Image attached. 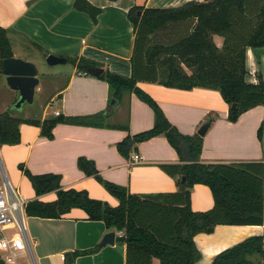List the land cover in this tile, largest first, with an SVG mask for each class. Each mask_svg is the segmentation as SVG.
Here are the masks:
<instances>
[{
  "label": "crops",
  "instance_id": "0c3cea01",
  "mask_svg": "<svg viewBox=\"0 0 264 264\" xmlns=\"http://www.w3.org/2000/svg\"><path fill=\"white\" fill-rule=\"evenodd\" d=\"M75 0H0V25L8 29L14 56L34 62L38 52L47 57L53 53L65 57L86 56L109 68L113 72L130 76L131 56L135 45L134 25L128 17L134 5L156 7V0H89L100 7L97 22L86 12L74 7ZM189 0H165L166 7L179 6ZM168 3V4H167ZM190 22L176 25L175 29L158 31L157 37L167 42L168 36L183 37L190 33ZM219 47L223 37L214 36ZM18 48V49H17ZM26 50L25 55L19 53ZM18 50V51H17ZM186 71L191 72L184 63ZM247 79L258 82L264 79V50L260 58L247 49ZM39 69V66L37 65ZM6 81V74L4 75ZM139 86L149 93L161 106L168 119L185 134L198 133L199 128L209 122L203 135L201 161L245 162L264 161V143L259 129L264 125V104L257 105L241 114L237 121L228 118L229 104L217 89L194 87L180 89L160 82L140 81ZM4 88V87H3ZM5 100L0 103V113L16 102L6 90ZM38 89V87H37ZM36 89V92H37ZM16 97V99H18ZM59 100L60 107L49 111L48 103ZM40 118L57 115L56 110L66 116H85L105 111L104 125H80L59 123L53 129V137L41 135V126L22 123L21 141L4 144L1 169L14 186L26 176L20 165L32 173L53 172L61 175L63 188L86 189L93 198L116 206L119 199L95 176L87 175L78 165L82 156L92 159L100 175L114 183L126 186L132 193L152 194L178 190L176 178L168 174L162 164L183 163L176 149L164 134L137 143L129 157L122 155L118 143L128 134H135L154 126L153 108L141 100L136 93H126L117 105L111 106L109 84L94 74L78 71L73 65L67 82L51 94ZM28 113L25 118H33ZM212 121H208V119ZM128 125L129 129L114 128L113 125ZM138 150H135V148ZM138 154L140 162L132 163L131 156ZM13 178L14 182L12 181ZM27 177V176H26ZM28 178V177H27ZM29 179V178H28ZM17 186V187H18ZM15 187L19 192V188ZM21 193V192H20ZM24 195L23 193H21ZM27 201L38 198L52 201L55 191L37 196L31 189ZM214 205L210 187L196 183L191 189V207L205 211ZM26 231L32 242L36 264H67L63 255L68 252L87 250L98 246L90 254H75L70 264H126L127 245L119 240L116 231L114 244L100 246L108 230L104 221L91 220L82 208L75 207L61 218H43L25 214ZM264 234V224H219L211 233H198L195 244L201 251L196 264H210L224 249L253 236ZM255 264L262 262L260 254L251 256ZM153 264H160L158 258Z\"/></svg>",
  "mask_w": 264,
  "mask_h": 264
},
{
  "label": "trees",
  "instance_id": "16d2710c",
  "mask_svg": "<svg viewBox=\"0 0 264 264\" xmlns=\"http://www.w3.org/2000/svg\"><path fill=\"white\" fill-rule=\"evenodd\" d=\"M74 7L89 14L95 22L102 11L89 0H75ZM128 17L135 30L132 73L126 76L106 68L99 77L108 82L112 100L121 101L126 93H136L153 108L155 123L150 129L128 134L118 143V149L129 157L137 143L164 134L183 162L161 165L176 178L178 190L132 193L126 186L105 180L95 162L82 156L78 159L79 167L103 182L119 199L118 205L93 198L86 189L63 188L58 173H32L20 165L37 196L52 191L57 194L52 201L29 200L25 212L28 216L61 218L75 207L82 208L89 219L104 221L108 230L124 231L118 239L127 245L126 264H153L154 258L160 264H196L202 256L194 241L196 234L211 233L219 224H264V161H201L203 136L181 132L139 82L158 81L180 89H217L229 104L231 121L264 104V79L260 74L258 82L249 81L246 65L249 47L264 50V0H189L170 7L134 5ZM182 21L192 25L188 35H169L167 42L157 37L158 31L175 29ZM215 35L223 37L221 47L215 42ZM13 55L8 29L0 25V74L5 75L3 60ZM67 58L79 72L89 75L94 67L104 65L86 56ZM233 104L236 106L232 107ZM14 110L0 113V145L19 143L22 123L39 125L41 135L52 138L59 123L102 126L105 118V111H100L85 116L60 113L40 120L17 116ZM111 127L129 129L127 124ZM258 134L264 143V125ZM196 183L210 187L214 198L211 209H192L191 189ZM97 248L77 250L73 255L90 254ZM255 254L261 255L260 264H264V234L250 236L224 249L210 264H255L251 260Z\"/></svg>",
  "mask_w": 264,
  "mask_h": 264
},
{
  "label": "built area",
  "instance_id": "2783aa9c",
  "mask_svg": "<svg viewBox=\"0 0 264 264\" xmlns=\"http://www.w3.org/2000/svg\"><path fill=\"white\" fill-rule=\"evenodd\" d=\"M57 115L60 114L56 110ZM132 163H138L142 157L131 156ZM0 262L3 264H36L32 242L26 231L25 208L27 199L9 181L3 169L0 173ZM13 230L10 234L9 231ZM119 236L124 231H118ZM24 257L28 258L23 262ZM66 259V255H63Z\"/></svg>",
  "mask_w": 264,
  "mask_h": 264
},
{
  "label": "rangeland",
  "instance_id": "374dc122",
  "mask_svg": "<svg viewBox=\"0 0 264 264\" xmlns=\"http://www.w3.org/2000/svg\"><path fill=\"white\" fill-rule=\"evenodd\" d=\"M158 4H156V7H166V5H163L165 0H156ZM168 4V3H167ZM18 49V48H17ZM18 51V50H17ZM26 50H20L19 53L24 54ZM33 56L35 59H37V65L39 66L38 69V76L40 78V84L38 86L37 92L35 94V100L33 103L25 102L21 106V109H17L14 107L15 102L12 104L6 105V107L14 108V114L17 116H26L28 113L33 118H40L47 101H49V97L54 92H57L60 87H62L67 82V77L69 76L70 71L73 70V64L71 62L67 63H59L51 65L47 62V57L41 56L38 52L34 53ZM6 90H11V88L7 80L5 81L4 75L0 74V103L2 100L4 101L6 96H8L5 93ZM11 92V98L13 100H16V96L14 91ZM60 107L59 100L55 99L53 102L48 103V109L49 111H53L56 107ZM61 113V112H60ZM53 115V114H52ZM1 146V145H0ZM2 147H0V161L2 160ZM0 173H1V162H0ZM1 175V174H0ZM14 182L13 178H11ZM24 181L20 184V186L17 185V183H14V187L19 188L20 192L23 193L26 198H28V192L33 189L32 183L30 179H28L26 176L23 179ZM13 230H10L9 233L11 234ZM23 262H27L28 258L24 257L22 259Z\"/></svg>",
  "mask_w": 264,
  "mask_h": 264
},
{
  "label": "water",
  "instance_id": "95a60500",
  "mask_svg": "<svg viewBox=\"0 0 264 264\" xmlns=\"http://www.w3.org/2000/svg\"><path fill=\"white\" fill-rule=\"evenodd\" d=\"M253 52L258 58H260L263 48L254 47L252 48ZM47 62L51 65L59 63H67L68 58L65 56H60L57 54L50 53L47 56ZM3 69L6 74V80L8 85L19 92V98L17 99L14 107L21 109V106L25 102L33 103L35 100L36 89L40 84V78L38 76L37 65L29 60L23 59L21 57L12 56L5 58L3 60ZM105 68L98 66L92 69V72L96 76H100L104 73ZM118 100L113 99L111 101V106L114 107L117 105ZM236 104H233L232 107H235ZM209 128V122L204 123L198 130V134L204 135ZM135 150H138L136 147ZM183 181H186V176L182 177ZM116 238V231L111 230L107 232L100 242V246L106 244H114ZM67 264H70L74 261L72 252H68L66 256Z\"/></svg>",
  "mask_w": 264,
  "mask_h": 264
},
{
  "label": "flooded vegetation",
  "instance_id": "af4514ba",
  "mask_svg": "<svg viewBox=\"0 0 264 264\" xmlns=\"http://www.w3.org/2000/svg\"><path fill=\"white\" fill-rule=\"evenodd\" d=\"M19 98V97H18Z\"/></svg>",
  "mask_w": 264,
  "mask_h": 264
}]
</instances>
